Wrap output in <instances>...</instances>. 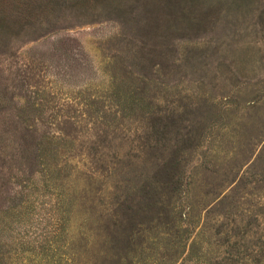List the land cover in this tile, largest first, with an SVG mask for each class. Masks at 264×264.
<instances>
[{"label": "rangeland", "instance_id": "1", "mask_svg": "<svg viewBox=\"0 0 264 264\" xmlns=\"http://www.w3.org/2000/svg\"><path fill=\"white\" fill-rule=\"evenodd\" d=\"M185 11L0 37V264H264V0Z\"/></svg>", "mask_w": 264, "mask_h": 264}, {"label": "trees", "instance_id": "2", "mask_svg": "<svg viewBox=\"0 0 264 264\" xmlns=\"http://www.w3.org/2000/svg\"><path fill=\"white\" fill-rule=\"evenodd\" d=\"M159 9L163 14L173 16L180 11L185 13L187 7L195 6L199 0H144ZM127 0H15L13 7L0 6V37L5 40H13L20 36H28L33 20L29 17H39L41 19H56L55 14L61 8L69 7L79 9L82 14L107 13L120 10ZM64 3V4H62ZM192 10V9H191ZM21 15L27 22L21 23ZM53 17V18H52ZM187 19V18H186ZM21 23V24H20Z\"/></svg>", "mask_w": 264, "mask_h": 264}]
</instances>
